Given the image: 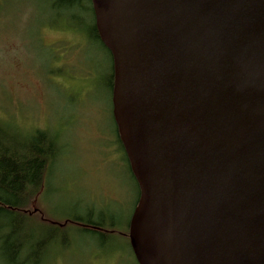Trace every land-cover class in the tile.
Segmentation results:
<instances>
[{"label": "water", "instance_id": "95a60500", "mask_svg": "<svg viewBox=\"0 0 264 264\" xmlns=\"http://www.w3.org/2000/svg\"><path fill=\"white\" fill-rule=\"evenodd\" d=\"M90 3L137 263L264 264V0Z\"/></svg>", "mask_w": 264, "mask_h": 264}, {"label": "rangeland", "instance_id": "374dc122", "mask_svg": "<svg viewBox=\"0 0 264 264\" xmlns=\"http://www.w3.org/2000/svg\"><path fill=\"white\" fill-rule=\"evenodd\" d=\"M53 2L0 0V126L46 131L57 149L26 211L47 243L40 264H138L128 226L139 189L111 113L112 59L90 12Z\"/></svg>", "mask_w": 264, "mask_h": 264}, {"label": "trees", "instance_id": "16d2710c", "mask_svg": "<svg viewBox=\"0 0 264 264\" xmlns=\"http://www.w3.org/2000/svg\"><path fill=\"white\" fill-rule=\"evenodd\" d=\"M87 1L88 5L82 0H54L52 6L62 12L74 8L85 14L90 12L93 17L91 30L100 41L91 3ZM109 80L112 89V73ZM56 150L54 138L46 131L38 130L29 137L20 138L0 126V264H40L45 255L47 243L40 236L42 225H33L26 211L42 187L48 163ZM50 226L55 234L63 232Z\"/></svg>", "mask_w": 264, "mask_h": 264}, {"label": "bare ground", "instance_id": "6f19581e", "mask_svg": "<svg viewBox=\"0 0 264 264\" xmlns=\"http://www.w3.org/2000/svg\"><path fill=\"white\" fill-rule=\"evenodd\" d=\"M93 227V226H92Z\"/></svg>", "mask_w": 264, "mask_h": 264}, {"label": "flooded vegetation", "instance_id": "af4514ba", "mask_svg": "<svg viewBox=\"0 0 264 264\" xmlns=\"http://www.w3.org/2000/svg\"><path fill=\"white\" fill-rule=\"evenodd\" d=\"M112 113V112H111Z\"/></svg>", "mask_w": 264, "mask_h": 264}]
</instances>
